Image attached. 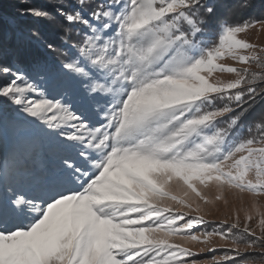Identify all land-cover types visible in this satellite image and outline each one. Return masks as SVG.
<instances>
[{
  "label": "snow or ice",
  "instance_id": "snow-or-ice-1",
  "mask_svg": "<svg viewBox=\"0 0 264 264\" xmlns=\"http://www.w3.org/2000/svg\"><path fill=\"white\" fill-rule=\"evenodd\" d=\"M260 3L19 0L30 23H0V264H264Z\"/></svg>",
  "mask_w": 264,
  "mask_h": 264
},
{
  "label": "rangeland",
  "instance_id": "rangeland-1",
  "mask_svg": "<svg viewBox=\"0 0 264 264\" xmlns=\"http://www.w3.org/2000/svg\"><path fill=\"white\" fill-rule=\"evenodd\" d=\"M11 16L13 17V14ZM8 17L10 18L9 22L15 23V26L17 23L20 27H23L24 25L30 23V21L28 19H19L17 22H14L12 17H10V16H8ZM247 38L250 40V42L257 43L260 45H264V31L259 32V33H257L255 30L250 31L247 34ZM227 198L229 200V204L227 207L220 201L216 202L214 205L208 206V211L210 212V215L208 216L209 220L225 219L226 216L231 214L233 207H236V208L240 207L239 201L235 200L231 195H228ZM262 199H264V198H262ZM245 200L247 201V197L245 198ZM241 219L243 220V212H241ZM252 223H254V221ZM209 230H211V226H209ZM221 254L222 253H219V252L216 253V255H221ZM209 258L210 257H207V256H200V257H197V260L200 261V260H205V259H209Z\"/></svg>",
  "mask_w": 264,
  "mask_h": 264
},
{
  "label": "trees",
  "instance_id": "trees-1",
  "mask_svg": "<svg viewBox=\"0 0 264 264\" xmlns=\"http://www.w3.org/2000/svg\"><path fill=\"white\" fill-rule=\"evenodd\" d=\"M38 3H43L44 0H37ZM255 7L253 8V14L254 16L260 15L262 11V5L260 3V0H254ZM19 5V0H0V15L3 16V20L0 21V23L3 24L5 30H11L15 27V23H10L9 20L11 15L14 14L15 9ZM9 6V7H8ZM238 22V21H237Z\"/></svg>",
  "mask_w": 264,
  "mask_h": 264
}]
</instances>
